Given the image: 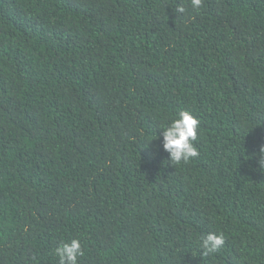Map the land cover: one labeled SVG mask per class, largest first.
<instances>
[{"label":"trees","instance_id":"obj_1","mask_svg":"<svg viewBox=\"0 0 264 264\" xmlns=\"http://www.w3.org/2000/svg\"><path fill=\"white\" fill-rule=\"evenodd\" d=\"M262 148L264 0H0V264H264Z\"/></svg>","mask_w":264,"mask_h":264},{"label":"clouds","instance_id":"obj_2","mask_svg":"<svg viewBox=\"0 0 264 264\" xmlns=\"http://www.w3.org/2000/svg\"><path fill=\"white\" fill-rule=\"evenodd\" d=\"M190 2L193 8L199 9L203 0H190ZM173 11L183 13L185 8L177 6ZM198 127L199 120L188 110L180 111L177 118L173 119L166 127H162L163 148L169 153L173 165L187 164L192 158L199 156L196 146ZM261 153L264 154V148L261 149ZM260 165L264 168V156L260 160ZM198 239L199 249H203L205 256L218 253L226 242L222 232H209L201 235ZM54 251L59 264H78V258L84 255L78 238L60 244Z\"/></svg>","mask_w":264,"mask_h":264}]
</instances>
